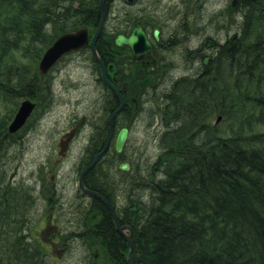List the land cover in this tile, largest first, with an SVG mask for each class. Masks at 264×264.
<instances>
[{"label": "trees", "instance_id": "trees-1", "mask_svg": "<svg viewBox=\"0 0 264 264\" xmlns=\"http://www.w3.org/2000/svg\"><path fill=\"white\" fill-rule=\"evenodd\" d=\"M78 1L75 8L73 0H0V109L32 98L38 62L57 36L98 25L99 0ZM104 1L108 16L117 0ZM226 8L215 14L226 30L224 38L206 36L207 44L195 49L202 50L198 73L178 76L151 102L148 124H159L152 134L156 158L140 161L142 172L120 171V185L129 193L115 212L131 227L133 264H264V0L230 1ZM188 10L179 18L185 31ZM129 11L114 31L107 30L106 21L96 42L102 60L119 72L124 60L114 52L109 31H126L134 19ZM149 69L141 67L140 73ZM104 95L81 168L102 149L110 113L118 105L109 90ZM12 115L9 111L0 119V264H42L41 244L24 229L25 188L10 181L2 160L15 134L7 130ZM218 117L226 127L213 123ZM131 119L126 104L115 122L123 120L131 129ZM116 155L111 143L85 174L86 185L112 206ZM90 198L80 206L84 216L97 211L102 219L89 232L79 229L72 235L99 239L113 264H126L127 242L106 207Z\"/></svg>", "mask_w": 264, "mask_h": 264}, {"label": "rangeland", "instance_id": "rangeland-1", "mask_svg": "<svg viewBox=\"0 0 264 264\" xmlns=\"http://www.w3.org/2000/svg\"><path fill=\"white\" fill-rule=\"evenodd\" d=\"M230 1L232 2V0L135 1L138 3L135 4V8L141 11L139 15L144 20L148 22L152 17L153 21H162L165 25L163 38L167 39V42L160 50L161 60H158L156 65L151 62L149 67L151 73H140L141 63L133 64L131 67L129 62H124L128 70L126 73L131 74V77H128L129 90L125 97H127L130 119L132 118L130 122L133 121V127L130 129L126 124L123 125V120L117 125L115 119L119 113L114 117V135L122 126H127L130 131L122 152L116 153L115 157L118 176L117 184L113 186L112 191L117 212L128 198L126 194L129 193L127 188L120 185L121 179L124 178L120 175V171L125 173L132 169L141 170L138 163L153 162L159 150L152 136L156 125L159 124H148L150 123L148 109L151 108V102L153 103L155 95L159 94L160 90L178 76L194 77L198 73L200 65L198 58L202 50H196V52L195 49L206 42V36L211 35L221 40L224 38L226 30L221 27L220 19L215 20V14L227 9ZM74 2L72 6L77 8L79 1ZM109 6L110 19L105 17V22L107 21V30L111 27L114 31L115 25L118 26L124 22L126 10H132V8L126 0L113 1ZM188 6L189 28L185 31L179 24V18L182 17L183 12L186 15ZM86 27L91 37L97 26L93 28L86 25ZM109 33L112 35L111 38L115 36L112 31ZM121 48L118 47L114 51L116 54L120 53L119 58H123L126 53ZM204 48L206 45L203 46V50ZM90 57L87 49L81 47L77 53L60 58L53 67V76L47 84H43L45 87L42 90H40L42 80L38 82V75H36L35 87L38 89L34 90L32 98L21 99L16 108L6 109L5 105L0 109V119H2L9 111H12L14 115L22 100L30 99L35 103L24 126L18 129L19 132L13 135L11 143L7 145L9 149L2 156V160L4 168L10 175V181L17 182L19 186L23 185L25 188L26 200L23 215L26 224L24 229L26 228L25 232L32 240L41 244L38 249L42 252L43 258H39L42 264H113L108 257L109 249L107 250L99 239L82 241L76 238V235H72L73 232L80 233L79 229L89 232L102 219L97 211L83 216L77 197L73 194L74 189L71 191L77 183L80 171L84 168L81 166L86 162L85 152L89 136L93 134L98 120L97 115L101 113L104 102L107 100L104 97L105 89L98 79L99 74L101 76L100 68L98 72V68ZM159 63L162 66L158 67ZM106 64L108 73L117 71L110 63ZM155 66L158 68L155 69ZM122 97L126 102L124 96ZM116 108L117 106L111 113ZM11 120L9 119L7 126ZM213 123L219 127H226L220 118L213 120ZM123 161L129 163L128 170L119 168V164ZM41 181H44L47 187L54 184L60 188L59 192L52 193L51 205L46 203L48 197L40 194ZM41 212L45 214L40 218ZM60 212L63 213L62 219H59ZM65 216L67 217L64 218ZM120 224L127 225L121 222ZM48 227L52 229L48 230ZM127 252L124 253L125 259Z\"/></svg>", "mask_w": 264, "mask_h": 264}, {"label": "water", "instance_id": "water-1", "mask_svg": "<svg viewBox=\"0 0 264 264\" xmlns=\"http://www.w3.org/2000/svg\"><path fill=\"white\" fill-rule=\"evenodd\" d=\"M128 3L131 0H126ZM235 0H232V4H234ZM99 6L101 11V16L97 27L95 28L94 33L89 36V30L86 26H82L78 29L69 30L57 36L54 41L44 50L39 64H38V73H45L53 64H55L64 54L75 51L84 45L88 44L92 55L95 61L98 63V66L101 71V77L103 81L112 89L113 93L118 99L117 108L111 113L108 120V134L106 141L102 147V149L93 155L91 161L80 171L78 176V185L79 189L82 193L87 196L93 197L101 201L109 210L110 215L114 221L116 230L118 233L123 236L128 244V252L126 254V264H133V243L131 239V227L129 225H121L118 220V216L114 213L111 204L109 201L98 191L90 189L85 186L83 182V178L85 174L93 167L96 161L103 155V153L108 149L112 139H113V148L116 153H121L125 142L129 135V128L127 126H122L118 129V131L114 135V117L119 111H121L124 107V100L121 92L115 88L107 78V67L100 57L97 49L96 42L99 38V35L104 26L105 17H106V6L104 0H99ZM159 30L156 28L153 32L154 37H158ZM112 43L116 47H128L133 56H141L146 52L153 51V46L146 33L139 23L131 30L129 34H124L123 32L117 33L112 38ZM127 83H124L122 87V91L126 90ZM35 103L30 99L22 100L20 105L18 106L16 112L13 115L10 124L7 126V130L9 132H15L20 129L25 122L27 121V117L33 111ZM219 119V117H218ZM119 168L121 170H128L130 165L127 161H123L119 164Z\"/></svg>", "mask_w": 264, "mask_h": 264}, {"label": "flooded vegetation", "instance_id": "flooded-vegetation-1", "mask_svg": "<svg viewBox=\"0 0 264 264\" xmlns=\"http://www.w3.org/2000/svg\"><path fill=\"white\" fill-rule=\"evenodd\" d=\"M136 0H131L129 2V6L132 8V10H130L129 12L131 13V16L132 18H134L131 23H129V27L126 31H122L124 34H129L131 32V30L136 26L137 23L140 22V24L142 25L145 33H146V36L148 37V39L150 40V42L152 43V46H153V51H150V52H146L144 53L143 55L141 56H133L132 53L130 52L129 48L128 47H122L121 49H123L124 51H126L125 53V56L123 55V60L124 62H128L127 60H125V58L129 57L131 60V63L132 62H140L142 67H150L151 65V62L152 63H157L158 60H161V56L159 55L160 53V50L165 47V43L167 42V39L163 38L164 37V26L162 21H159L158 23H155L154 24V21H152L151 19H149V21L147 22L146 20H144L140 15L139 13H141V11L137 8H135V4H138L137 2H135ZM72 4H75V2L73 1ZM132 4V5H131ZM133 8H135V10H133ZM82 27V26H81ZM80 28V27H79ZM158 29L159 30V33H158V37L155 38L154 37V30L155 29ZM78 29V28H77ZM173 34H175L174 30H172ZM85 47V49H89L90 50V47L88 44L84 45L82 47V49ZM118 48V47H117ZM91 52V51H90ZM73 53H77V51H71V52H68L66 54H64L62 57L66 56V55H69V54H73ZM120 54V53H118ZM61 57V58H62ZM95 63V62H94ZM96 64V63H95ZM160 64V63H159ZM158 64V65H159ZM97 65V64H96ZM55 66V64L47 71L43 74V76H40V74L38 73V76H37V81H41V88L40 90H42L45 86L43 84H47V82L50 80V78L53 76L52 75V71H53V67ZM125 67V65H124ZM131 67H132V64H131ZM97 68H99L97 66ZM98 72H99V69H98ZM131 75V74H130ZM130 75H125L123 74L121 71H113V72H110L108 73V80L109 82L115 87L117 88L121 93H122V96H124V99H125V104H127V97H125L126 92L128 89V86L126 88L125 91H122V87L124 86V83H128L129 85V81H128V77ZM131 77V76H130ZM41 78V79H40ZM99 81L101 82L102 86L104 87V89H107L110 91V93L115 97V100L116 102H118V99L117 97L115 96V94L113 93L112 89L103 81L102 77L100 76L99 74V77H98ZM37 86V85H36ZM50 86V85H49ZM37 87H35V90H36ZM38 89V88H37ZM35 92V91H34ZM36 95V94H35ZM37 96V95H36ZM41 99V97L39 96V100ZM20 130V129H19ZM18 130V131H19ZM17 131H15L14 133H16ZM84 184L86 185L85 183V176H84ZM87 186V185H86ZM88 187V186H87ZM39 188H40V194L43 196V197H48L46 198L47 202L46 203H49V205H51V195L52 193H55V192H59L60 191V188H58L57 186H55L54 184H52V186H46L45 185V182L44 181H41V183L39 184ZM79 192V191H78ZM80 195H77V202H78V205L81 206L82 203L83 206H87V202L89 200H92L90 198V196H87L85 195L84 193L82 192H79ZM93 198V197H92ZM95 199V198H94ZM80 201H82L80 203ZM110 201V200H109ZM101 202V201H100ZM102 203V202H101ZM103 204V203H102ZM110 204L112 206V203L110 201ZM104 205V204H103ZM105 206V205H104ZM106 207V206H105ZM107 211L109 212L108 208L106 207ZM112 209L115 211H117L115 209L114 206H112ZM49 210V209H48ZM116 213V212H115ZM45 212H41L39 217L41 218L42 215H44ZM116 215L118 216V213H116ZM59 219H62V216H63V213L60 212L59 213ZM84 216V215H83ZM109 216L110 218L112 219L111 215H110V212H109ZM67 216H65L64 218H66ZM118 220H119V217H118ZM113 221V219H112ZM114 223V221H113ZM120 223V221H119ZM52 224V223H51ZM51 224H48L49 226H52ZM115 225V224H114ZM49 229H52L51 227H48V230ZM115 230H116V227H115ZM117 231V230H116ZM71 232V231H70ZM118 232V231H117ZM71 234V233H69ZM70 239V238H69ZM39 243V242H38ZM66 243H67V240H66ZM51 246V244H49ZM45 248V247H44ZM110 259V257H109ZM111 260V259H110Z\"/></svg>", "mask_w": 264, "mask_h": 264}, {"label": "bare ground", "instance_id": "bare-ground-1", "mask_svg": "<svg viewBox=\"0 0 264 264\" xmlns=\"http://www.w3.org/2000/svg\"><path fill=\"white\" fill-rule=\"evenodd\" d=\"M91 54H92V53H91ZM92 56H93V55H92ZM93 58H94V57H93ZM94 60H95V59H94ZM103 62L106 64V62H105L104 60H103ZM96 63H97V62H96ZM137 63H140V62L138 61V62H136V63H134V64H137ZM97 66H98V63H97ZM98 67H99V66H98ZM126 71H128V70H127L126 67H124L123 70H122L121 72H122L123 74H125V75H130V73L127 74ZM107 77H108V73H107ZM117 103H119V102H117ZM117 106H118V105H117ZM124 106H125V105H124ZM119 113H120V112H119ZM23 126H24V125H23ZM23 126H22V127H23ZM18 132H19V131H17L16 133H18ZM16 133H15V135H16ZM98 162H99V160L96 161V163L93 165V167L96 166V164H97ZM93 167H92V168H93ZM92 168H91V169H92ZM78 176H79V175H78ZM83 179H84V178H83ZM83 182H84V181H83ZM85 186H86V185H85ZM86 187H87V186H86ZM88 188H90V187H88ZM72 189H74V193H73L74 196L80 195L79 192H81V190L79 189L78 179H77V183L75 184V187H74V188H73V187L71 188V191H72ZM90 189H92V188H90ZM93 190H94V189H93ZM78 191H79V192H78ZM109 203H110V202H109Z\"/></svg>", "mask_w": 264, "mask_h": 264}]
</instances>
